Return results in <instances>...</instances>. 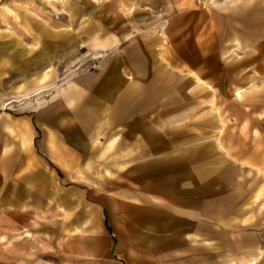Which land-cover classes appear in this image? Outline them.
<instances>
[{
    "label": "rangeland",
    "instance_id": "1",
    "mask_svg": "<svg viewBox=\"0 0 264 264\" xmlns=\"http://www.w3.org/2000/svg\"><path fill=\"white\" fill-rule=\"evenodd\" d=\"M136 41L169 69L148 89L159 117L140 116L159 126L107 132L81 105ZM23 217L47 264H201L180 250L200 231L206 264L264 263V0H0L5 250Z\"/></svg>",
    "mask_w": 264,
    "mask_h": 264
},
{
    "label": "crops",
    "instance_id": "2",
    "mask_svg": "<svg viewBox=\"0 0 264 264\" xmlns=\"http://www.w3.org/2000/svg\"><path fill=\"white\" fill-rule=\"evenodd\" d=\"M72 20V32H76L79 30V26L77 27L78 22H76V20L74 19ZM97 41L100 45L104 43L108 45L107 39ZM123 47L124 49L121 50L118 59H105V61H103V67L100 74H102L105 70L107 71L102 74V77H100L99 82L93 89V92L87 95L88 99L85 102H82L81 107H85V105L89 103V106L91 104L95 112L99 114L106 113L104 126L107 128V132H113L114 129L117 128L128 129L130 127H136L137 129H142L159 126L157 124L150 123L151 121L149 120L145 121L143 118L141 119L140 116H142L144 111L151 110L157 112V118L159 117L160 109L151 107L154 101H151L148 97V89L149 87H151L150 85H152V80L155 79L153 77L155 73L161 71L167 72V70L169 69L164 66L165 61L164 63H161L160 59H153L150 50L151 46L144 41H136L133 44L126 43V45H124ZM108 64H110L109 67ZM89 112H92V110L90 109ZM86 115L87 116H83L84 119L81 120V124L83 125L85 124L84 121L89 122V120H91L93 117L91 113ZM154 120L155 119H153L152 121L154 122ZM114 138H117V136H115ZM115 140L116 139L111 140L108 143L105 152H107L108 150H113L112 152H116L119 151V149L122 151V147L120 144V142L122 143V141H120L119 144L117 143V145L112 148ZM9 203L14 205L16 202L15 200L13 201L12 198H10ZM202 207L203 206L201 205L200 208ZM200 222H202V220ZM27 223L28 221H26L24 217L21 221H14V224L16 225L23 224L21 226H23L24 231L17 233L16 225H14V231H11V233L9 232L8 234V246L6 250L0 244V264L48 263L47 254L44 253L46 249H43L47 248V245L43 244V240L46 241L45 236L47 235V231H42L43 227H41V231L37 233L38 236L34 238V244H32L30 234L26 231L25 228ZM175 235L176 232L174 231L173 236ZM181 235L184 236V247L180 248V250L182 251L181 254H189L190 256L199 255L201 264L202 262H205L204 264H206L207 259L205 257L207 256V249H205L203 245L207 241V235H204L201 231L198 234L185 232L181 233ZM188 236L189 238H192L193 236L195 238H199V251L193 253L188 250V247H186V241L189 240ZM92 248L95 247H89V249ZM168 250L169 257L171 255H173L174 257L176 254L175 246L168 248ZM94 253L95 252L93 251V254ZM33 256L34 260L32 259ZM109 260L112 259L109 258ZM145 262H148V260H145ZM125 263L126 260H124L123 258L120 259L119 262L111 261V264ZM148 264H154V261H149ZM167 264H176L175 258H168Z\"/></svg>",
    "mask_w": 264,
    "mask_h": 264
},
{
    "label": "bare ground",
    "instance_id": "3",
    "mask_svg": "<svg viewBox=\"0 0 264 264\" xmlns=\"http://www.w3.org/2000/svg\"><path fill=\"white\" fill-rule=\"evenodd\" d=\"M247 32V31H246ZM194 57V56H193ZM238 94L240 95V93L238 92ZM63 155V154H62Z\"/></svg>",
    "mask_w": 264,
    "mask_h": 264
}]
</instances>
